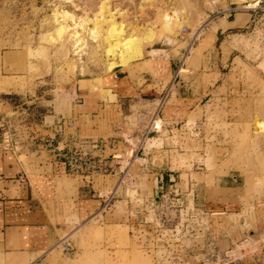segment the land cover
Instances as JSON below:
<instances>
[{
    "label": "rangeland",
    "instance_id": "1",
    "mask_svg": "<svg viewBox=\"0 0 264 264\" xmlns=\"http://www.w3.org/2000/svg\"><path fill=\"white\" fill-rule=\"evenodd\" d=\"M227 1L0 0V115L11 121L20 160L32 172L60 154L73 158L98 194L121 184L109 207L84 222L76 215L75 200L58 198L59 239L69 235L75 252L54 247L52 256L72 264H264V0L252 9L255 22L220 36L217 48L227 41L235 60L221 70L215 91L189 118L162 131L159 117L155 130L160 134L151 130L147 136L160 99L168 95V102V84L158 98L153 90L107 103L93 119L73 114L79 78L113 71L128 76L136 65L113 62L124 45L151 31L160 37L144 45L141 61L161 63L167 55L172 62L183 42L187 46L196 35L198 43L209 24L224 15L219 13ZM176 19L182 25L168 44L164 27ZM61 26L67 31L62 38L56 33ZM195 49L189 47L182 66L197 58ZM65 128L68 134L82 129L81 137L51 151ZM148 138L157 143L148 147ZM228 174L239 176L241 188L215 193L214 178ZM157 178L164 189L160 208L154 202ZM205 185L211 187L208 206L227 203L226 209L198 208L193 191L203 188L204 193Z\"/></svg>",
    "mask_w": 264,
    "mask_h": 264
},
{
    "label": "crops",
    "instance_id": "2",
    "mask_svg": "<svg viewBox=\"0 0 264 264\" xmlns=\"http://www.w3.org/2000/svg\"><path fill=\"white\" fill-rule=\"evenodd\" d=\"M242 2L227 1V7L222 13L224 15L212 21L205 32L214 24L218 28H213V31L194 44L198 48L203 39L209 36L199 56L190 62L188 60L183 66L191 41H188L187 46L183 42L184 47L178 50L172 62L156 63L145 59L133 64L136 68L128 76H121L118 71H113L79 78L74 93V117L78 120L96 118L107 103L135 98L141 92L154 90L159 93L158 98L164 94L167 84L172 87L161 113L162 117L159 115L163 120L162 131H165L167 124H177L197 113L199 106L215 91L221 70L230 60H235L232 57L235 49L229 48L225 43L227 41L217 48L220 36H231L256 21L253 10H247ZM225 45L229 48L227 52ZM194 61L196 64L190 66ZM181 66L185 72H180ZM186 70L190 72L186 73ZM157 120L158 118L152 122L154 129H157ZM67 130L65 128L63 138L62 135L59 137L55 149L51 151H55L60 145H74V140L81 137L82 129L76 130L75 134H68ZM50 131L54 135L57 133L55 122L50 125ZM81 147L86 148L85 145ZM20 157L16 152L0 151V264H72L67 259L52 256L51 253L62 230L55 221V204L62 196L75 200L78 207L76 215L80 222H84L103 210L104 195L95 192L91 182L84 178L86 176L74 164L73 158L60 154L50 155L48 162L39 164V170L29 172ZM207 187L210 186H204V193L203 188L193 191L199 200L197 202H200L197 204L198 208L209 210L208 207H211L212 211L215 210L213 208L226 209L227 203L218 204L217 207L210 203L208 206L210 200H207ZM240 188L238 175L228 174L222 178H214L215 193L231 194ZM227 197L224 200L230 199V195ZM217 199L223 198L218 196Z\"/></svg>",
    "mask_w": 264,
    "mask_h": 264
},
{
    "label": "bare ground",
    "instance_id": "3",
    "mask_svg": "<svg viewBox=\"0 0 264 264\" xmlns=\"http://www.w3.org/2000/svg\"><path fill=\"white\" fill-rule=\"evenodd\" d=\"M244 1H247V0H244ZM248 5H246L245 7H246V9L248 10V9H257L259 6H260V4H261V2L260 1H258V0H249L248 1ZM243 9H245V8H243ZM229 11V10H228ZM177 15V14H176ZM179 15V14H178ZM178 17V16H177ZM175 19V18H174ZM173 21V20H172ZM167 24L165 25V35H164V37H165V39H166V41L168 42V44H172V43H174L175 42V39L173 38V35L175 34H177L178 33V30L181 28V25H182V22L181 21H179V20H177L176 19V21H175V23L174 24H171V23H168V22H166ZM184 23V22H183ZM205 26H207V24H205V25H202L201 27H203V29L205 28ZM97 27V26H96ZM95 27V28H96ZM101 27V26H100ZM109 28V27H108ZM114 29H115V26H114V22H110V29H109V33L110 34H114ZM201 30V29H200ZM65 28H64V26H61L60 28H58L57 29V31H56V33H57V35L59 36V37H61L62 38V36L64 35V33H65ZM97 31V30H96ZM211 31H213L212 29H210V30H208V32H206L205 34H209ZM67 32V31H66ZM158 32V31H157ZM157 32H155V31H151L150 32V35H148L146 38H142V39H138L137 37L136 38H134L133 40H132V42L131 43H129L128 45L126 44V45H124L123 46V49H122V53H121V55H120V59L118 60V61H114L113 62V66H120V67H130V66H132L133 64H135V63H138L139 61H141V60H143L142 58L144 57V45H146V43H150V42H152V41H154V40H156V39H158L160 36H158V33ZM94 35V34H93ZM178 35V34H177ZM75 36V35H74ZM111 36V35H110ZM65 37V36H64ZM195 37L196 38H198L196 35H195ZM207 37H209V36H207ZM204 38L203 39V41L200 43V45L198 46V48H196L195 49V51H194V53H193V56L194 57H197V56H199V53H200V50H201V48H202V46H204L205 44H206V42H207V40H208V38ZM78 40V39H77ZM76 41V40H75ZM80 41V40H79ZM79 44H80V42H79ZM78 44V45H79ZM194 46V44L193 45H191V47H193ZM155 51H159V50H155ZM190 51V50H189ZM109 52V51H108ZM151 52H154V51H151ZM109 53H111V52H109ZM190 54V53H189ZM161 58V57H160ZM184 59H186V56H185V58ZM163 62H167V61H163ZM163 62H161V63H163ZM261 66H264V63L261 65ZM157 118H159V116H155L153 119H152V122H153V120L154 119H157ZM152 122H151V124H150V129L153 131V132H156V133H158L157 132V130H155L153 127H152ZM150 138H148L147 139V146L148 147H153L156 143H157V141L155 140V139H150ZM149 140V141H148ZM155 141V142H154ZM158 144H160L159 143V141H158Z\"/></svg>",
    "mask_w": 264,
    "mask_h": 264
},
{
    "label": "built area",
    "instance_id": "4",
    "mask_svg": "<svg viewBox=\"0 0 264 264\" xmlns=\"http://www.w3.org/2000/svg\"><path fill=\"white\" fill-rule=\"evenodd\" d=\"M223 12L219 13L222 14ZM187 29L184 28L183 32H186ZM197 38L194 36L192 39V45L196 42ZM189 53V52H188ZM186 54V56L188 55ZM165 61H169L170 57L165 56ZM183 64V63H182ZM168 95L160 99L159 108L157 110L156 116H159V113L167 101ZM12 127L11 121L0 115V151H11L16 152L18 148V142L13 138V135L10 132ZM151 129H148L147 136H149ZM121 185V184H120ZM120 185L117 186L114 190L110 191L108 194L104 195V207L107 208L112 203V201L119 196ZM178 227V226H177ZM176 227V228H177ZM56 249L62 251L64 254H73L75 252V247L69 235L61 237L56 246Z\"/></svg>",
    "mask_w": 264,
    "mask_h": 264
},
{
    "label": "water",
    "instance_id": "5",
    "mask_svg": "<svg viewBox=\"0 0 264 264\" xmlns=\"http://www.w3.org/2000/svg\"><path fill=\"white\" fill-rule=\"evenodd\" d=\"M155 183H156V189H155L154 202H155L156 208H160L161 194H163L164 189L162 187H159L160 178H157Z\"/></svg>",
    "mask_w": 264,
    "mask_h": 264
}]
</instances>
